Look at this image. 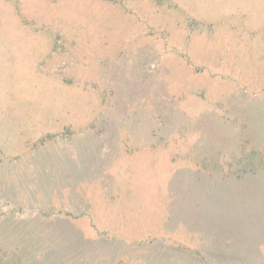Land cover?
I'll list each match as a JSON object with an SVG mask.
<instances>
[{
  "label": "rangeland",
  "instance_id": "rangeland-1",
  "mask_svg": "<svg viewBox=\"0 0 264 264\" xmlns=\"http://www.w3.org/2000/svg\"><path fill=\"white\" fill-rule=\"evenodd\" d=\"M0 264H264V0H0Z\"/></svg>",
  "mask_w": 264,
  "mask_h": 264
}]
</instances>
